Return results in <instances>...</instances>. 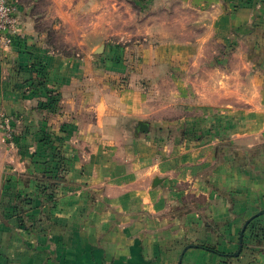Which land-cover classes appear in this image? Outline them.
Masks as SVG:
<instances>
[{
  "label": "rangeland",
  "instance_id": "rangeland-1",
  "mask_svg": "<svg viewBox=\"0 0 264 264\" xmlns=\"http://www.w3.org/2000/svg\"><path fill=\"white\" fill-rule=\"evenodd\" d=\"M8 1L27 5L35 18L34 31L67 61L60 77L66 89L50 91L56 96L75 97V102L64 106L74 111L83 107L84 111H76L78 120L98 126L97 131L108 130L107 136L91 137L97 145H90L89 151L85 147L90 142L81 138L82 149L89 152L90 173H98L104 160L136 171L140 164L183 157L194 147L208 146L213 151V165L208 161L203 164L204 168L212 165L205 172L206 182L211 192L229 194L231 205L235 202L231 191H235L232 182L239 162L243 167L255 163L250 171L243 170L250 177L254 172L264 174V6H256L253 22L238 34L224 41H205L209 29L202 23L204 13L182 0H92L94 10L73 6L61 13L51 0ZM82 1L85 5L88 0ZM47 78L50 82L58 79L53 73ZM97 101H108L116 112L113 122L106 124L85 112L87 108L93 110ZM126 105L136 118L117 114ZM58 106L50 111V119L59 113ZM11 119L0 116V158L5 161L0 171V197L7 177L32 158L23 152L28 141L17 148L14 135L21 129ZM139 121L148 124L147 131L139 129ZM71 132L75 133H67ZM151 186L158 185L154 186L153 180ZM237 193L246 195L244 191ZM193 198L188 195L177 208L183 212L196 209L192 205L201 211L208 209V195ZM256 210L248 207L242 217L248 219ZM259 221L264 222V218ZM206 222L215 228L211 217ZM255 233L247 232L239 257L221 256L220 261L264 264V230ZM220 236L232 241L230 225ZM194 239L185 238V243H205L225 253H235L240 246V239L233 248L223 247L220 239L208 242L202 234ZM148 264L153 263L149 260Z\"/></svg>",
  "mask_w": 264,
  "mask_h": 264
},
{
  "label": "crops",
  "instance_id": "crops-1",
  "mask_svg": "<svg viewBox=\"0 0 264 264\" xmlns=\"http://www.w3.org/2000/svg\"><path fill=\"white\" fill-rule=\"evenodd\" d=\"M51 1L61 9L59 13L73 6L81 10L95 8L92 0H88L85 5H82V0ZM182 1L204 13L202 23L209 29L205 41H224L238 34L253 22L256 6H264V0L250 3L247 0ZM15 5L19 20L13 33L15 40L5 44L0 39V116L12 118V124L20 126V133H26L29 140L23 152L26 150L30 157L37 148L36 136L40 127L45 126L53 134L64 137V150L73 158V165L70 171L64 172L66 182L62 184L56 207L51 208L52 220L45 219L50 215V206L48 208L47 205L28 212L34 224L30 221L27 226L20 225L16 217L5 220L0 214V264H148L149 260L153 264H180L179 260L187 246L190 247L184 253L181 264L220 263L221 256L191 246V243H185V238L195 240L196 236L202 234L208 242L220 239L223 247L233 248L245 224L246 218L242 217V212L248 207L259 211L264 208V174L254 172L250 177L243 170L250 171L255 163L252 161L250 166L243 167V163L239 162L236 167L238 175L232 182L235 191H231L235 202L231 205L229 194L224 195V191L219 190L211 192L206 182L205 172L213 165L210 161L213 151L208 146V149L205 146L194 147L185 151L183 157L170 156L153 163L140 164V169L136 171L125 169L124 166L117 167L113 160H104L98 173H90L88 151L91 150L90 145H97L91 137L107 136L108 130L101 128L104 132H100L97 131L98 126H87L85 121L78 120L76 111H84L83 107L74 111L75 108L64 106L67 102H75V97L62 95L59 113L50 119L51 110L39 107L40 102L47 100V96L25 94L26 80L31 76L29 66L36 60H44L49 73L58 77L57 81H46L47 89L59 88L64 92L65 81H61L60 77L67 61L61 53L52 51L43 41L42 35L34 31L35 18L28 12L27 5ZM218 68L223 69L221 66ZM75 80L71 81L72 85ZM91 110L87 108L85 112L92 113V116H96L99 121L104 120L106 124L115 120L116 112L108 101L95 102ZM131 110L132 114L126 105L122 113L117 114L136 118V113ZM69 130L75 133L68 134ZM81 138L90 142L86 143L87 152L82 149L84 144L80 143ZM1 140L3 137L0 134V145ZM206 161L212 165L204 168ZM4 164L5 161L0 158V171ZM37 169L31 160L24 162L21 170L16 168L23 180L21 187L28 189L32 196H36V182L32 177ZM156 176L163 179L157 187H152ZM243 191L246 195L237 193ZM191 194L194 198L208 195V209L201 211L194 205L196 209L186 208L184 212L178 209L177 205ZM256 211L251 217L259 212ZM208 217L215 221V228L210 226L213 221L207 224ZM229 225L232 241L222 240L220 235ZM180 229H184L183 235H179ZM233 230L239 231L235 234Z\"/></svg>",
  "mask_w": 264,
  "mask_h": 264
},
{
  "label": "trees",
  "instance_id": "trees-1",
  "mask_svg": "<svg viewBox=\"0 0 264 264\" xmlns=\"http://www.w3.org/2000/svg\"><path fill=\"white\" fill-rule=\"evenodd\" d=\"M14 37L12 41L14 42ZM29 73L31 76L26 80V92L28 95H44L47 96L46 101H42L39 104L41 109H49L56 111L58 104L61 100V96L54 95L46 87L47 77L49 76V69L44 60H36L29 66ZM35 74V75H34ZM59 107V106H58ZM67 130V129H65ZM56 136V138H55ZM52 137V138H51ZM37 148L32 155L31 161L38 168L35 170L33 179L36 182V196H32L28 193V189L24 186L21 187L23 181L19 173L11 174L7 177L2 187L0 197V214L3 215L5 220L16 217L20 225L27 226L31 220L28 216V212L32 209H41L45 205L50 206V215L46 216V220H52L53 210L55 208L58 199L60 197V189L62 188L63 182H66L65 173L71 170L73 165V158L67 155L68 153L64 150V137H60L52 132L48 131L45 126L40 127L38 130ZM57 140L54 141V140ZM15 144L21 146L29 138L25 132L14 135ZM52 142H55L54 144ZM264 215L253 218L244 234H256L255 231L264 230V222L259 221ZM44 220V221H46ZM263 227V228H262ZM194 246V245H192ZM196 247L203 250L215 253L222 258H233L239 257L232 255L233 253H225L220 251L216 246L208 244H198ZM242 255V254H241ZM223 264L226 261H220Z\"/></svg>",
  "mask_w": 264,
  "mask_h": 264
},
{
  "label": "built area",
  "instance_id": "built-area-1",
  "mask_svg": "<svg viewBox=\"0 0 264 264\" xmlns=\"http://www.w3.org/2000/svg\"><path fill=\"white\" fill-rule=\"evenodd\" d=\"M17 11L15 4L10 3L8 0H0V39L5 44L12 42L13 33L18 27ZM7 125H9V119H7ZM8 127L10 128V125ZM11 139H13L12 136Z\"/></svg>",
  "mask_w": 264,
  "mask_h": 264
},
{
  "label": "water",
  "instance_id": "water-1",
  "mask_svg": "<svg viewBox=\"0 0 264 264\" xmlns=\"http://www.w3.org/2000/svg\"><path fill=\"white\" fill-rule=\"evenodd\" d=\"M99 50L102 51V50H103V47L100 48ZM139 129H140L141 131H147V130H148V124L145 123V122H143V121H139ZM161 181H162V179H160V178H158V177L155 178V179H154V186L158 185ZM262 214H264V208L261 209L257 214L253 215L252 217H250L249 219H247V220L245 221V224H244V226H243V228H242V231H241V233H240V246H239V249H238V251H236V252L233 253L232 255H234V256H239V255H240V253H241V251H242V247H243V239H244L245 230H246V228H247L249 222H250L253 218H255V217H257V216H260V215H262ZM191 246H192V245H191ZM194 246H196V245H194ZM189 247H190V246H187V247L184 249V251H183V253H182V255H181V258H180V260H179V263H180V264H181V262H182V260H183L184 253L186 252V250H187Z\"/></svg>",
  "mask_w": 264,
  "mask_h": 264
}]
</instances>
